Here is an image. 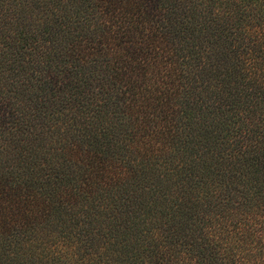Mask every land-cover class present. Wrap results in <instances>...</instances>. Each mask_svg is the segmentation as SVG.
<instances>
[{"label":"trees","instance_id":"1","mask_svg":"<svg viewBox=\"0 0 264 264\" xmlns=\"http://www.w3.org/2000/svg\"><path fill=\"white\" fill-rule=\"evenodd\" d=\"M0 264H264V0H0Z\"/></svg>","mask_w":264,"mask_h":264}]
</instances>
